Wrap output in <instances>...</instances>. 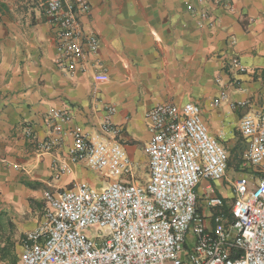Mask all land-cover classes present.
I'll return each mask as SVG.
<instances>
[{
	"label": "crops",
	"instance_id": "crops-1",
	"mask_svg": "<svg viewBox=\"0 0 264 264\" xmlns=\"http://www.w3.org/2000/svg\"><path fill=\"white\" fill-rule=\"evenodd\" d=\"M86 1L89 10L77 20L82 32L96 35L98 49L84 48L68 70L55 61L59 28L41 1L0 0V211L11 214L22 238L41 222L46 191L82 182L97 190L112 180L147 184L145 112L163 102L197 104L209 134L227 151L226 171L239 168L253 186L256 173L243 166L248 140L239 122L263 113L264 0ZM98 73L106 78L97 81ZM107 106H113L110 115ZM52 109L70 116L55 122L59 132L48 117ZM107 116L116 135L101 130ZM75 132L118 142L130 172L106 178L71 160ZM47 140L52 147L40 149ZM226 174L196 186L197 212L208 221L217 208L205 207L207 196L222 197L224 210L232 201L239 175L230 180Z\"/></svg>",
	"mask_w": 264,
	"mask_h": 264
},
{
	"label": "built area",
	"instance_id": "built-area-1",
	"mask_svg": "<svg viewBox=\"0 0 264 264\" xmlns=\"http://www.w3.org/2000/svg\"><path fill=\"white\" fill-rule=\"evenodd\" d=\"M40 1L47 20L59 28L55 61L72 70L84 48L98 49L96 35L82 32L77 20L89 5L86 0ZM95 77L106 78L103 73ZM218 103L219 98L213 100ZM113 110L107 106L109 115ZM48 117L56 132L55 122L70 119L63 109L50 110ZM145 119L151 132L145 147L147 184L112 180L97 190L82 182L46 191L42 220L24 234L17 264H264V106L259 118L244 115L239 122L248 140L243 166L253 167L255 183L239 175L228 210L222 197L207 196L205 207L217 208L209 221L197 212L195 189L202 179L224 178L228 154L209 134L199 106L163 102L146 111ZM101 130L119 131L109 116ZM52 145L47 140L39 148ZM68 154L106 178L127 174L132 166L118 142L97 132H75Z\"/></svg>",
	"mask_w": 264,
	"mask_h": 264
},
{
	"label": "rangeland",
	"instance_id": "rangeland-1",
	"mask_svg": "<svg viewBox=\"0 0 264 264\" xmlns=\"http://www.w3.org/2000/svg\"><path fill=\"white\" fill-rule=\"evenodd\" d=\"M239 171V168H234L233 166L232 168H229L228 171H226V175L230 180H233V178L239 175ZM0 214L2 217V224H0V245L6 244L9 246L12 256H15L16 258V261L14 263L16 264L22 253V235L17 230V227L15 228L13 217L8 211H0ZM0 264H12L11 259L9 257H6L5 259L0 260Z\"/></svg>",
	"mask_w": 264,
	"mask_h": 264
},
{
	"label": "trees",
	"instance_id": "trees-1",
	"mask_svg": "<svg viewBox=\"0 0 264 264\" xmlns=\"http://www.w3.org/2000/svg\"><path fill=\"white\" fill-rule=\"evenodd\" d=\"M0 224H2V217L0 214ZM13 225V224H12ZM6 257H9L11 259V263L14 264L16 261L15 256H12L11 250L8 245H0V260L5 259Z\"/></svg>",
	"mask_w": 264,
	"mask_h": 264
}]
</instances>
